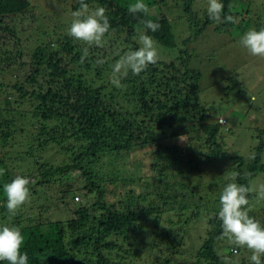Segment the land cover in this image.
<instances>
[{"label": "trees", "instance_id": "1", "mask_svg": "<svg viewBox=\"0 0 264 264\" xmlns=\"http://www.w3.org/2000/svg\"><path fill=\"white\" fill-rule=\"evenodd\" d=\"M192 1L186 3L189 11ZM144 2L150 9L147 16L143 13H129L130 1L85 0L89 6L98 3L107 9L106 15L111 27L106 36L126 35V41L132 43L136 50L140 46L133 43V40L137 38L139 29L143 30L140 21L150 19L158 23L160 29L155 33L147 30V34L163 47L177 49L179 44L174 26L162 14L160 2ZM221 2L224 4L225 15L241 16L246 25L244 31L251 28L252 21L246 19L249 11H232L230 4L234 0ZM79 9L78 0L71 11L69 7L66 8L64 16L67 12ZM153 9L158 13H152ZM7 19L6 16L0 17L1 73L13 70L16 66L18 71L29 67L26 79L23 82L17 81L11 87L26 100L25 105L30 110L13 112L8 99L3 100L6 107H0V169L4 170V175L0 176V225L21 228L25 237L21 252L28 254V264H223L216 250L230 249L232 245L228 244L226 238L219 239L222 235L221 221L218 219L219 197L229 183L235 182L250 188L251 179L264 171V165H261L262 150L250 165L244 158H234L224 151L218 137L228 125L220 127L209 122L214 116L211 114L215 107L208 109L202 103V75L199 71L190 70L182 57L191 59L192 56L181 51L180 61L186 65V69L176 63L158 59L156 64L150 65L138 76L129 72L128 77L122 80L123 87L118 88L107 78V70L96 68L98 60L104 61L102 58L88 54L81 63L83 50L88 46L69 35L73 20H60L57 17L60 21L57 25L38 24L35 29L40 45L35 50L33 60L27 63L24 61L23 50L19 49L23 39L19 37L15 25H6ZM50 20L56 21L55 17ZM210 23L214 21L208 17V22L198 30L197 35L203 33ZM236 24L223 23L220 31L223 28L231 31ZM51 32L56 36V49L51 47V43L46 45L45 42V36ZM190 41L191 37L182 43L188 46ZM10 43L17 48L16 51H12ZM104 65L108 63L105 62ZM8 87L7 84H0V96L3 89ZM19 121H35L39 132L31 135L35 142L25 153L18 151L16 145L10 143L18 133L25 132V127L19 126ZM174 126H178V130L174 128L170 135L173 138L184 136L181 131L186 129L188 145L184 148L159 144L166 130ZM51 145H54V149L57 148V153L67 156L64 162L54 165L38 161L37 152H43ZM141 145H158L152 156H155L152 163L154 176L123 177L116 172L112 182H115L114 189L119 193L111 199L113 194L108 189L107 180L90 166H94L108 154L132 153ZM208 146L215 154L217 165L230 161L234 164V169L225 173L226 170L229 171L228 168H216L217 173L212 174V177L207 175L210 180L202 185L205 178L202 165L205 159L200 152ZM18 170L23 171L16 173ZM75 173L82 175L79 178L84 180L87 191L99 193L97 201L93 205H78L74 209L76 217L66 223L51 220L44 222L43 207L40 205L42 198L48 203L51 200L49 192L57 184L67 187L65 192L71 194L74 200L75 195L71 191L76 181L72 177ZM233 173L239 175L233 179ZM17 175L32 181L29 185L31 196L17 214L11 216L5 207L3 186ZM192 180H195L194 184L190 183ZM89 192L85 195L87 198ZM204 192L213 197L216 194L215 201L207 198ZM180 196L183 198L181 203L177 199ZM248 198L251 203V192ZM172 209L191 211V216L177 225L182 234L181 239L169 231V227L160 229L164 219V223L174 224V218L164 217ZM197 214H204V219ZM250 215L258 217L251 212ZM153 220L157 222V226L151 228ZM202 222L205 235L200 240L188 237L189 225H200ZM139 230H148L146 232L152 234L151 247L148 244H135L130 238L133 231L137 233ZM186 239L191 240L192 249L179 247L183 246ZM158 242L162 245L156 252ZM148 248L153 250L152 255L168 252L171 256L155 259L154 263L150 256V261L147 262V258H142L141 255ZM174 252L179 255L178 260H174L177 257Z\"/></svg>", "mask_w": 264, "mask_h": 264}, {"label": "rangeland", "instance_id": "2", "mask_svg": "<svg viewBox=\"0 0 264 264\" xmlns=\"http://www.w3.org/2000/svg\"><path fill=\"white\" fill-rule=\"evenodd\" d=\"M126 1H130L131 4L136 2V0ZM157 1L160 2L159 7L163 10L162 14H165L171 20L179 44L177 49L169 50L158 43L160 53L159 60L167 63H176L185 69L187 65L190 70L199 71L202 75L200 80L202 103L208 109L215 107V111L211 114L214 116L209 122H214V124L220 127L222 125H228L225 127L227 130L224 128L218 137V141L222 143L221 145L224 151L234 158L237 156L244 158L247 164L250 165L254 160L251 159L250 156L254 154L256 158L258 152L262 150L261 165H264V57L252 56L239 42L248 30L252 28L259 30L261 27H264V0H234V2L230 4L232 11H241L243 13L249 11L246 19L251 20L253 23L250 29L244 31L246 25L244 21H242L243 17L240 16L236 27L231 31L227 30V28H223V30L220 31V27H222L223 23L214 22L210 23L208 28L199 35H197L198 30L208 22L209 16L206 11L207 0H193L190 6L191 11H189L186 6L189 0ZM77 2L78 0H0V17L6 16L8 18L6 20V25H15L19 32V37L23 39L19 49L24 52V61L30 63L33 60L37 46L40 45L36 38L35 27L40 23L49 26L57 25V23L59 24L60 22L57 17L60 18V20L63 18L67 21L73 20V12H67L65 16L64 14L66 8L69 7V11H71L73 5H76ZM96 7L103 6L98 3L92 4L89 6V11L94 10ZM152 13L156 14L158 12L153 9ZM34 15H36V17H34ZM51 17H55L56 21L50 20ZM141 31L142 29H139L137 38L133 40V43H136L138 46H140L139 35ZM190 37L191 41L188 43V46L182 43ZM126 39V35L119 37L110 34L109 36H105L102 46L86 45L88 46V54H90V56L100 57L104 60L103 64H96L95 62L97 65L96 68H104L107 70L108 74L106 73V75L110 80L113 64L120 56L128 51L135 50L134 45L128 43ZM45 40L46 45L51 43L52 48H57L58 43L55 42L56 36L53 32L48 33L45 36ZM120 45H122V47ZM97 47L101 48L95 51L94 49ZM10 48L12 51L17 50L12 43H10ZM181 51L188 52L192 56L191 59L182 56ZM181 56L184 57L186 65L180 61ZM105 62H107L108 65L105 66ZM17 68L18 66L13 68V70L4 71V73H1L3 69L0 68V73L2 74L0 75V84L4 83L9 85L8 88L3 89V94L0 96V107H6L4 106L3 100L8 99L11 101L10 107L13 109V112L17 110L26 112L30 110L28 105H25L26 100L20 97L11 86L16 84L17 81L23 82L26 79L29 67H26L23 71H18ZM21 122L22 121H19L18 124L19 126L25 127V132L18 133L11 139L10 143L15 144L18 151L25 153V150H28V147L33 145V141L35 142L31 135L39 132H37L38 128L35 121ZM174 128L178 130V126L166 130L165 135L160 138L159 144L165 146L179 145L184 148L188 145V137L185 135L186 129L184 128L181 131V133L184 134V141H181L179 138L170 136ZM53 146L54 145L49 146L43 152H37L38 161L48 162L54 165L64 162L67 156L63 157L64 155L62 156L57 153V148L54 149L55 147ZM157 147L158 145H141L132 153L126 154V152H123L113 155L108 154L109 156H105V158L97 161L94 166L90 167L93 170L99 171L101 176L105 177L107 180L106 184L109 187L108 189H111V193L113 194L111 199H114L117 196L116 194L119 193L118 190L114 189L115 182H112L113 179H115L116 172H119L123 177L135 175L140 177L145 176L147 178L150 176L152 178L154 176L152 163L154 162L155 156H152L153 153L157 151ZM208 147L200 152L201 154L203 153L202 155L205 159L202 165L205 171V178L202 180V185L210 180L212 174L217 173L216 171L218 169L224 170L228 168L229 171L226 170L225 173H230V171L234 169V164H231L230 161L225 162V164L221 166L217 165L215 162V154H213V150ZM216 168L218 169L216 170ZM22 171L23 170H18L16 173ZM79 175L81 174L75 173L72 176L76 179L71 191L75 195L74 200L71 194L69 195L68 192H65L68 189L67 187H61L57 184L54 185V188L49 192L48 197L51 200H48V203L42 198L40 205L43 207L44 222L51 220L54 222L62 221L66 223L68 220H72L76 217L74 209H76L78 205L88 203L93 205L97 201L99 193L87 191L84 188L86 184L84 180L79 178ZM198 179H200V177H198ZM190 183L194 184L195 180H192ZM261 184H264V171H260L258 175L250 181V192L253 195L252 202L250 203L252 208L251 213L258 216L255 219L264 225V200H257L258 188ZM209 185L213 186L212 183ZM88 192L90 195L87 198L85 195ZM205 196L212 199L211 201H215L217 195L215 194L213 197L211 194L205 193ZM76 198L80 200L78 201ZM177 199H179V203L183 200L181 196ZM179 203L177 205H179ZM178 208L181 207L178 206ZM166 210L167 208L165 211ZM200 211L203 212V210ZM170 216L171 219L174 218V224L169 225L168 223H164L166 222L164 219L162 224L160 222V229L169 227V231L173 232V234L179 236L181 239L182 234L177 225L179 222L186 220L187 217H190L191 211H174L172 209L164 215L166 219ZM204 216L205 215L202 214L201 218L204 219ZM153 226H157L155 220L151 221V228ZM188 230H190L188 237L192 236L194 240H200L201 236L203 237L206 233L203 222L200 223V225H198V223L197 225L196 223H191ZM146 231L139 230L137 233L133 231L130 238L135 241V244H139L140 246L148 244L150 245L149 247H151L153 243L151 240L152 234ZM190 241L189 239L184 240L183 246L179 247L183 249H192ZM160 245H162V243L158 242V249H155L156 252L159 251ZM125 247L128 249V245ZM189 251L190 253L192 252V250ZM151 253H153V250L151 251L148 248L145 252H142L141 257L147 258L146 261L148 262L150 261L149 257L152 256L151 259H153L152 262L154 263L156 261L155 259H166L167 255L171 256V253L168 252L162 254L158 252L154 255ZM239 253V257L234 258L236 259V264H250V252L246 249H240ZM175 255L177 256L178 254L175 253ZM178 256L174 257V260H178Z\"/></svg>", "mask_w": 264, "mask_h": 264}, {"label": "clouds", "instance_id": "3", "mask_svg": "<svg viewBox=\"0 0 264 264\" xmlns=\"http://www.w3.org/2000/svg\"><path fill=\"white\" fill-rule=\"evenodd\" d=\"M80 9L72 13L73 21L69 29V35L78 41L91 46H102L104 38L110 30L107 9L96 7L89 11V5L85 0H79ZM207 14L216 23H238V17L232 14H224V4L221 0H207ZM131 14L143 13L147 16L150 12L149 6L144 0H136L128 7ZM143 30L139 35L140 47L128 51L120 56L111 71V83L116 87H123L122 80L127 78L129 72L132 75H140L150 65L157 63L159 59V44L151 36L146 34L147 30L155 33L160 29L158 23L150 19L140 21ZM240 44L255 57H264V27L259 30L252 28L248 30L239 41ZM88 55V48H84L81 63ZM104 61L98 60L97 63ZM222 124V123H221ZM184 136L179 139L183 140ZM255 159V155L250 156ZM4 170L0 169V176ZM233 173V179L238 176ZM30 183L32 181L22 175H17L10 183L3 186L6 196L5 207L11 216H15L18 210L30 199ZM251 189L246 185L238 183L227 184L220 197V209L218 219L221 221L222 235L219 239H227L232 247L230 249L220 248L216 254L223 264H236L234 257H239V250L246 249L250 252V264H264V225L250 215L252 211L249 201ZM257 200H264V184L259 185ZM25 243V237L20 227L15 225H0V262L7 264H28V254L22 253L21 248ZM229 252L231 254H229Z\"/></svg>", "mask_w": 264, "mask_h": 264}, {"label": "built area", "instance_id": "4", "mask_svg": "<svg viewBox=\"0 0 264 264\" xmlns=\"http://www.w3.org/2000/svg\"><path fill=\"white\" fill-rule=\"evenodd\" d=\"M76 200H79V198H76Z\"/></svg>", "mask_w": 264, "mask_h": 264}]
</instances>
